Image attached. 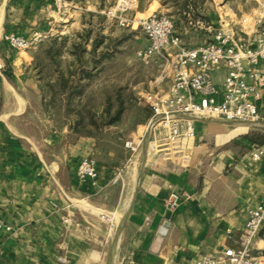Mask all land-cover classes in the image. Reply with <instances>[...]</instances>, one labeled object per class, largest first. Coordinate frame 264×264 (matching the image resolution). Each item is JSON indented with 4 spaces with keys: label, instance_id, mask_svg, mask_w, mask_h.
Masks as SVG:
<instances>
[{
    "label": "crops",
    "instance_id": "obj_1",
    "mask_svg": "<svg viewBox=\"0 0 264 264\" xmlns=\"http://www.w3.org/2000/svg\"><path fill=\"white\" fill-rule=\"evenodd\" d=\"M109 3L66 0L57 10L54 0H0V219L12 228L0 227V264H194L204 253L235 245L249 210L262 200L264 156L248 155L264 142L248 130L236 138L239 128H227L236 122L218 117L198 120L185 168L147 152L142 161L143 146L135 154L126 147L124 160H97L96 185L77 178L81 159L96 153V140L74 138L68 125L53 122L27 71L31 55L11 48L3 34L54 29L57 22L82 29L88 23L81 6L95 13ZM223 7L214 16L208 11L205 21L216 24L229 10ZM163 9L161 0H140L136 15ZM172 190L183 194L176 208L166 203ZM100 211L116 215L114 228ZM255 244L264 247V238Z\"/></svg>",
    "mask_w": 264,
    "mask_h": 264
},
{
    "label": "built area",
    "instance_id": "obj_2",
    "mask_svg": "<svg viewBox=\"0 0 264 264\" xmlns=\"http://www.w3.org/2000/svg\"><path fill=\"white\" fill-rule=\"evenodd\" d=\"M139 0H116L104 13L115 18L122 26H139L148 43L137 51L146 64H157L160 74L156 88L144 95L152 109L147 128V154L164 160L177 169L185 168L192 152L188 141L197 136L198 120L218 117L227 121L261 124L264 122V0L249 13L237 14L232 7L220 15L210 40L196 46L187 45L175 33L174 20L163 10H154L147 16L129 15ZM66 0H54L57 10L64 8ZM197 22H200L198 20ZM54 29H36L30 34L4 32L3 39L15 50H25L49 37ZM167 82V86L163 84ZM259 100L263 101L262 106ZM145 135L127 140L125 146L131 154L140 152ZM264 156V146L254 147L248 159ZM76 176L83 181L98 183V161L86 156L77 166ZM183 194L170 191L167 206L176 208ZM57 206L56 203H54ZM100 217L110 228L116 226V215L100 211ZM80 226V225H78ZM0 227L11 226L0 219ZM81 228V226H80ZM161 227V232L166 233ZM264 238V193L259 205L249 210L244 230L235 245L224 246L215 252L204 253L194 264H264V247L255 240Z\"/></svg>",
    "mask_w": 264,
    "mask_h": 264
},
{
    "label": "rangeland",
    "instance_id": "obj_3",
    "mask_svg": "<svg viewBox=\"0 0 264 264\" xmlns=\"http://www.w3.org/2000/svg\"><path fill=\"white\" fill-rule=\"evenodd\" d=\"M71 1V0H69ZM116 0H111L110 6L115 3ZM138 5L130 11L129 15H135ZM229 7H232L237 14L252 12L257 7V0H203L201 6L198 9L190 7L183 14H179L176 8L172 6H165L166 9L163 11L170 14L174 20L175 33L179 34L183 40L189 46L199 45L204 40L208 41L213 35V30H209L208 26L211 23L205 21L207 18L206 13L210 11L213 16L220 11ZM100 9L99 12H88L85 6H81L82 17L85 22L88 23L87 19L91 20V26L94 29L93 34L97 31H101L106 34L108 47L111 50V55L107 56L103 60L102 67L100 70L93 71V76L86 82L87 86L84 89L83 96H75L73 103L85 104L92 106V108L100 112L105 103L108 95L115 96L120 91L123 96H127L130 93H134L139 97L142 102L144 101V95L147 92L152 91L156 88V79L160 74V67L157 64H146L140 60L137 56V51L143 48L148 43L147 36L139 26H122L115 18L108 17L104 10ZM86 12V13H85ZM151 13V12H150ZM233 15V14H232ZM138 16H143L138 14ZM200 20V22H197ZM218 24L219 21L215 20ZM67 24V23H65ZM60 22H57L54 27V33L47 38L39 40L34 43L30 48L25 49L31 55V60L27 71L32 75L33 79L38 84V90L41 92L40 82H45L47 79L54 78L56 71L54 68L55 62L48 55V48L52 46L54 38H57L61 42V36H68L66 47L71 44L75 39L78 40V32L82 31L79 29L78 24H71L68 22V26H63ZM204 25V27H200ZM105 32V33H104ZM24 51V50H23ZM58 59L61 60L62 64L66 66L67 62L71 60L69 51L64 49L59 55ZM40 64V67H36L35 64ZM43 69L42 73L39 71ZM46 98L48 101L51 98V92L46 85ZM42 94V93H41ZM54 102L52 104L51 111L53 115V122L57 126H66L65 107L66 97L62 96L61 93L57 92L54 96ZM83 100V101H81ZM129 114H125V122L119 126L105 127L102 133L99 135L97 140L98 146L94 157L97 160H103L104 162L109 161L113 158L124 160L130 156V152L126 151L125 142L138 138V134H135L137 126L141 124V134L145 126V122H137L138 117L144 115V112L139 109L138 105L133 103L126 104ZM245 125V126H244ZM261 126V127H259ZM239 128L237 137H241L246 130L249 133H256L264 135V129L262 125L236 122L235 125H230L227 128L231 131L235 128Z\"/></svg>",
    "mask_w": 264,
    "mask_h": 264
},
{
    "label": "trees",
    "instance_id": "obj_4",
    "mask_svg": "<svg viewBox=\"0 0 264 264\" xmlns=\"http://www.w3.org/2000/svg\"><path fill=\"white\" fill-rule=\"evenodd\" d=\"M162 4L169 7L176 8L179 14H183L187 9L193 7L198 9L203 0H161ZM91 20L84 29L78 32V40L71 42L69 46H65L68 36H61V42L57 38L52 39V46L48 48V55L55 62L56 75L54 78H49L45 82H40L41 93L43 96L44 106L48 111L52 110V104L55 103V93L59 92L62 96L66 97L65 118L66 124L71 130V135L74 138L80 137H93L96 140V147L98 146L97 140L100 133L105 127L119 126L125 122V114H129L126 104H137L139 109L144 112V115L138 117L137 122H147L152 115V109L146 102L137 97L134 93L123 96L118 91L115 96L108 95L106 97L103 108L100 112L81 102L79 105L74 104V97L83 96L84 89L88 81L93 76V71L100 70L103 60L111 55V50L108 47L107 35L101 31L93 34ZM69 51L71 60L64 66L58 55L64 50ZM40 67V64H35ZM40 73L43 69L39 68ZM46 85L51 92V98L48 101L46 98ZM83 101V100H81ZM52 113V112H51ZM53 114V113H52ZM54 115V114H53ZM250 137L258 142H264V135L251 133ZM121 159H111L106 162H116ZM103 161V160H101Z\"/></svg>",
    "mask_w": 264,
    "mask_h": 264
},
{
    "label": "water",
    "instance_id": "obj_5",
    "mask_svg": "<svg viewBox=\"0 0 264 264\" xmlns=\"http://www.w3.org/2000/svg\"><path fill=\"white\" fill-rule=\"evenodd\" d=\"M227 121V120H226ZM228 122H238V121H228ZM149 132H150V128L148 127L147 128V131H146V134H145V142L143 144V158H142V161L145 160L146 158V152H147V140H148V137H149Z\"/></svg>",
    "mask_w": 264,
    "mask_h": 264
}]
</instances>
